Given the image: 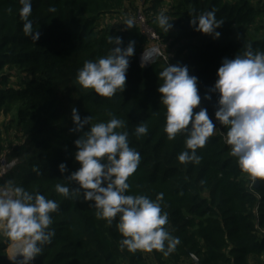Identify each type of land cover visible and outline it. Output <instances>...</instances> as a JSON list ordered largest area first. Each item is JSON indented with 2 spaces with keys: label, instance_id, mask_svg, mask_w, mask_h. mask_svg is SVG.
<instances>
[{
  "label": "trees",
  "instance_id": "trees-1",
  "mask_svg": "<svg viewBox=\"0 0 264 264\" xmlns=\"http://www.w3.org/2000/svg\"><path fill=\"white\" fill-rule=\"evenodd\" d=\"M137 2L32 0L29 19L40 32L34 43L22 31L19 0H0V119L11 117L22 139L9 150L11 129L0 121V169L2 159L8 165L16 161L0 177V185L10 182L60 205L50 226L55 236L31 264H264V180L242 172L237 158L230 155L228 128L215 119L219 97L211 91L225 58L242 55L249 44L264 52V0H172L166 16L173 27L167 33L156 23L163 0H153L145 10L147 25L158 35L164 56L143 66L139 57L150 41L140 27L105 25L108 16H138ZM50 7L56 12H49ZM211 10L224 22L216 30L219 39L190 25L191 18ZM110 36L122 38V47L134 41L135 51L123 92L106 98L82 89L76 74L85 61L106 56L115 47L108 43ZM177 64L198 78L201 104L193 112L206 108L216 126L197 149L199 164H181L177 159L187 150L185 133L168 140L164 131L166 108L158 92L163 83L159 73ZM72 108L82 119L91 116L92 124L113 117L124 122L118 131L128 132L129 146L140 153L126 194L153 201L163 194L162 213L169 218L165 230L180 240L173 253L121 251L118 217L109 224L96 217L95 208L82 195L64 198L55 192L57 183L78 187L66 180L79 168L74 142L83 135L70 131ZM140 123L147 124L148 134L137 137ZM61 163L67 166L63 175L58 170ZM10 242L0 234V264H19L20 260L8 258Z\"/></svg>",
  "mask_w": 264,
  "mask_h": 264
},
{
  "label": "clouds",
  "instance_id": "clouds-1",
  "mask_svg": "<svg viewBox=\"0 0 264 264\" xmlns=\"http://www.w3.org/2000/svg\"><path fill=\"white\" fill-rule=\"evenodd\" d=\"M22 5L19 16L23 22L22 31L34 43L39 40V30H34L29 19L32 13V0H19ZM49 12H56L50 7ZM158 27L169 32L173 23L164 14L156 18ZM224 22L216 18L215 10L206 11L191 18L190 25L196 32L219 39L216 31ZM126 29L135 27L134 18L125 22ZM108 43L115 45L106 56L85 61L76 74V83L84 90L91 89L97 96L111 98L125 88L126 74L130 58L134 55V41L122 47V38L109 37ZM142 66L152 62V57H142ZM217 79L211 91L218 94L215 119L228 128L226 142L230 145V155L237 158L242 172L255 179L264 180V52L254 51L247 45L242 55L233 59L225 58L216 73ZM163 81L158 87L161 103L166 108L164 131L168 140L177 134L185 133V148L177 159L181 164H199L201 158L196 154L216 126L209 118L206 108L193 112L201 104L198 92V78L190 76L187 66L168 65L159 73ZM211 100V96H205ZM71 132L83 133L74 142V160L79 168L67 176L68 184L55 185V192L64 198L82 195L85 203L95 208L96 217L112 224L118 217L116 228L123 239L120 249L134 253L156 250L165 256L173 253L180 244L165 225L168 214L162 213L163 194L153 201L144 195L126 194L130 185L128 178L140 163V153L129 146L128 132L118 131L125 127L122 120L113 117L107 122L92 124V117L79 115L72 108ZM87 126V131H83ZM90 126V127H89ZM137 137L148 134L146 123L135 128ZM16 161L9 163L14 167ZM63 175L67 166L59 165ZM33 171H38L33 169ZM60 205L39 193H30L21 186L10 182L0 185V234L13 243L16 257H23L19 264H31L50 244L55 236L52 214ZM16 260V258H15Z\"/></svg>",
  "mask_w": 264,
  "mask_h": 264
},
{
  "label": "rangeland",
  "instance_id": "rangeland-1",
  "mask_svg": "<svg viewBox=\"0 0 264 264\" xmlns=\"http://www.w3.org/2000/svg\"><path fill=\"white\" fill-rule=\"evenodd\" d=\"M152 1L153 0H138V2H137L139 10H140V14L139 15L143 18L145 25H141L140 23H138L139 15L135 16V15H133L131 13H124V15H118V16H116L113 19L110 16H108L107 19L105 20V25L106 26L110 25L111 27L122 29V28L125 27L124 22L128 18H134L135 24H137L140 27V29L142 30L143 34L147 38H149V41H150V45L145 50V52L148 51L149 49H152V48H159L162 56H159L158 58H161V57L164 56V52L162 51L161 45L159 43H157L158 40H153V39L150 38L149 34L151 32L150 31L151 29L147 25V16H146V13H145V10L149 9L152 6ZM257 1L258 0H256V2ZM171 5H172V0H163L162 5H160V7L158 8L160 14L167 15V13H169ZM150 15H152V13H150ZM163 59L165 60L166 57L163 58ZM0 121L5 126L10 127V129H11L10 130V132H11V136L10 137L12 138V142L10 144L11 148L9 150H11V149L17 147L19 144H21L22 139L20 140V135H16V133H15V124L12 122L11 117H2L0 119ZM213 133H215V131ZM16 137H19V138L16 139ZM5 153H8V150H6ZM1 162H2L1 164L4 167V170H5L8 167V164L6 163V159H2ZM4 170L0 171V177L3 176V175H1V173H3ZM7 254H8V258L11 261H16L19 258V256L16 257V249L13 246L12 242H10V246H9V248L7 250ZM15 258H16V260H15ZM262 261H264V260H262ZM250 264H254V263L251 261Z\"/></svg>",
  "mask_w": 264,
  "mask_h": 264
},
{
  "label": "water",
  "instance_id": "water-1",
  "mask_svg": "<svg viewBox=\"0 0 264 264\" xmlns=\"http://www.w3.org/2000/svg\"><path fill=\"white\" fill-rule=\"evenodd\" d=\"M146 56H150V57H152V62L153 61H155L159 56H162L161 55V52H160V50H159V48H152V49H149L148 51H146L145 53H144ZM144 54H142L140 57H139V61H140V64L142 65V57H143V55ZM151 62H149V63H146V64H144V65H147V64H150ZM258 186V183H256V185H255V187H257ZM23 258H18L16 261H18V260H22Z\"/></svg>",
  "mask_w": 264,
  "mask_h": 264
},
{
  "label": "built area",
  "instance_id": "built-area-1",
  "mask_svg": "<svg viewBox=\"0 0 264 264\" xmlns=\"http://www.w3.org/2000/svg\"><path fill=\"white\" fill-rule=\"evenodd\" d=\"M138 23H140L141 25H145L144 20H143V18L140 15H139ZM150 31H151L150 34H149L150 35V38L153 39V40H159V37L157 36V34L154 31H152V30H150ZM9 168L10 167H7L4 170V167L2 166L1 169H0V171L1 170H4V171H3V173H1V175H4L5 172H6V170L9 169Z\"/></svg>",
  "mask_w": 264,
  "mask_h": 264
},
{
  "label": "bare ground",
  "instance_id": "bare-ground-1",
  "mask_svg": "<svg viewBox=\"0 0 264 264\" xmlns=\"http://www.w3.org/2000/svg\"><path fill=\"white\" fill-rule=\"evenodd\" d=\"M19 258H23V257H19Z\"/></svg>",
  "mask_w": 264,
  "mask_h": 264
},
{
  "label": "crops",
  "instance_id": "crops-1",
  "mask_svg": "<svg viewBox=\"0 0 264 264\" xmlns=\"http://www.w3.org/2000/svg\"><path fill=\"white\" fill-rule=\"evenodd\" d=\"M264 260V259H263ZM264 262V261H263Z\"/></svg>",
  "mask_w": 264,
  "mask_h": 264
}]
</instances>
